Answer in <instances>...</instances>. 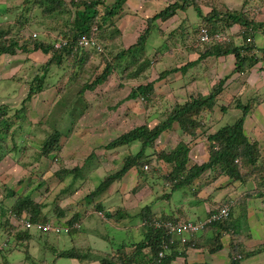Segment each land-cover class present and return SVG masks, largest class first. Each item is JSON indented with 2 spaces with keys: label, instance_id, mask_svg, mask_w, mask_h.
<instances>
[{
  "label": "trees",
  "instance_id": "trees-1",
  "mask_svg": "<svg viewBox=\"0 0 264 264\" xmlns=\"http://www.w3.org/2000/svg\"><path fill=\"white\" fill-rule=\"evenodd\" d=\"M114 1V5L106 11L102 9L105 6V0H23L20 5V14H14L13 19H15V22L13 21L11 24H8L3 20L2 22L0 21V55H15L17 52L28 54L30 52L40 51L46 58L43 65H41L38 70L34 71L30 78L25 79L23 76L19 77L28 83V91L25 98L21 101L20 107L13 108L5 104H0V159L6 149L7 153L11 152L15 155L21 154V156L28 150V148L24 149L26 145L24 133L18 132L16 135V131L12 133L9 131L15 117L20 121L28 120L26 114L30 112V106H27L26 103H33L38 93L55 86V77L60 71L63 72L62 76L68 74V86L78 83L77 79H79L80 73L84 71L87 64L90 63L98 53L101 55L102 51H98L95 48L81 47L77 43V39L82 35L92 37L96 40L104 37L103 29L108 26V22L112 19L111 17L121 12L125 2V0ZM219 1L220 0H168L164 8L160 9L159 12L151 17L146 18V27L139 33L135 43L115 53L110 60L106 61L101 73L95 75V77L90 80L84 81L80 84L79 89H77L78 87H73V90H68L72 91V94H70L71 101L70 103L64 102L63 107L58 109H65L62 114L58 112L52 113L51 109L49 110V112H51H48L49 114L47 112L43 114L44 118L48 114L44 121L48 125V132L45 134L43 141L36 147L37 150H34L36 161L45 160L50 158V156L55 160H59L58 155H61L63 148L59 142L61 137L64 136L66 139L70 140V136L73 133L72 128L77 124L76 121L83 116L87 107L91 106L87 103L83 105L84 107L82 109L79 108L76 104V98L79 99L80 96H83L85 91L94 90L100 83H103L108 78L113 70H123L124 68L120 65L121 62L133 65L135 62L137 63L139 61V57H141L140 60L144 57L143 54L147 59L144 58L145 60L140 62L136 70L137 72L133 73V75L136 76L138 74L140 76L141 74H146V68L149 64L153 63V65H155L161 61H158V55H156L153 61H150L145 54L147 41L151 34V29L154 27L153 23L156 20H160L161 24L159 25V29L163 31V26H165L166 22L171 23L173 20L177 19L180 21V17H182L183 23L178 25L181 29L179 34L180 38H186V32L182 30H186L189 26L197 31V34L194 35L190 43H184L187 48L190 49L192 47L196 50L198 53L197 61L191 63L190 60H188V62L182 66L164 68L153 81L139 83L131 87L126 97L127 100L139 99L148 102L152 99L155 100L153 104L159 105L161 99H157L153 96L154 82L165 79L170 73L185 70V68L199 61H203L206 58L212 57L217 59L222 56L232 55L234 58V68L232 72L224 76L222 80L214 85L207 95L198 93L193 98L183 103L172 104V108L168 107L167 104H169V102L165 101L161 103V108L155 106L156 108L151 112L155 113L154 115L163 114L164 116L167 110H169V113L165 119H160L152 128L148 127V122H145L142 125L129 127L110 138V140L103 145V152H101L102 155L108 158L111 153L106 150H116L119 147L130 145L133 142H139V149L134 153L123 156L121 159V167L101 179L92 192L95 196L107 189L109 190L115 181H120L121 178L133 168L142 175L143 179H147L149 174H154L152 156L148 152L154 144V141L164 131L170 130L174 126L179 128L184 138H194L197 129L201 125L198 119L199 116H201L202 113H207V111L213 108L214 104L217 102L218 95L222 93L224 89L223 84L225 80L230 77V74L237 73L238 76L236 79L241 80L245 78L244 74L253 66L264 61V46L260 47L254 41L255 32L264 31V21L255 18L258 11L257 9H259L260 5H249L246 6V8L242 5L243 7H241L240 10L234 8L226 9L222 12L219 11L217 7ZM262 4H264V0H262ZM190 6L195 9L201 18V21L197 25L190 24L187 21L188 16L186 15V10ZM201 6L207 7L208 10H202ZM71 8H74V10H71ZM37 9L42 10L45 16L38 17L36 13ZM64 13L65 16L62 17ZM183 15H186V17ZM9 16V18H11V15ZM50 16L59 19H52ZM45 19L53 23L51 26H45L48 29V36L50 38L46 36L47 38L43 39L38 32H29L30 24L33 25L36 22L48 23L47 20L44 21ZM187 22L188 26H185ZM235 25H238V27L234 30L233 27ZM202 27L207 28L211 34L217 32L228 36L229 40L200 42L198 40V35ZM116 31L117 30H113L111 34ZM230 31H235V38L232 34H229ZM51 32L52 36L49 34ZM33 33L35 34L33 35ZM58 36H62L66 39L67 44L61 46L59 49H55L54 42L58 39ZM169 38H172L174 40L173 43L177 44L178 41L175 40H178V37H176L175 34L171 33ZM111 52L113 51L111 50ZM127 56L128 59L125 60ZM76 65H78V69H75ZM53 73L54 75H52ZM15 74L14 78L18 76L19 72ZM130 76L129 74V77ZM60 88L63 89L64 87L62 86ZM261 102H264V94H259L255 98L249 99L245 104H241L239 101L237 102L236 106L240 107L242 111L240 116L237 117L233 123L226 124L207 136V143H205L207 145H204V149L207 151V157L203 163L199 164L192 162V164H190L191 159L189 151L195 139L185 141L182 138V141L172 148V150L160 151L156 157L157 161H162L165 164L171 165L170 171L164 175L163 184L172 185L170 192L160 196L163 199H169L172 193L177 189L195 185L200 181L199 177L206 171L215 174L212 178L226 175L229 183L234 181L246 182L250 180L257 184L255 190L264 188V155L260 152L261 146L258 141L250 140L243 130L245 116L255 104ZM34 108L35 106L33 109ZM75 109H77L78 113L75 112ZM78 109H81V111ZM111 109L116 110L115 107H111ZM224 109H226V106L224 108L221 107L222 111ZM116 112L119 113V111ZM11 116L14 118H11ZM151 117L152 115L149 113L147 119ZM65 121H68L69 124L67 125V130L61 128L64 124H67ZM40 123H42V121H38V124ZM27 126L25 132L28 135V130L32 129L31 122H28ZM18 127H21V125H18ZM8 131L10 135H7ZM8 136H10L11 139L10 146H7ZM97 156L98 153H96V150L90 151L84 158L83 165L72 168H60L55 171L54 176L62 182L65 181L69 175L74 174L73 180L70 182L73 184L74 180L80 175L79 173H82L86 165L91 163L93 159H96ZM70 158L73 159L74 156L71 155L69 159ZM25 166H28V164H25ZM145 166L146 168H144ZM145 170H149V173ZM216 173L218 175H216ZM71 184L63 189L62 193H66ZM42 185L43 182H40L37 184V187ZM75 189L76 185H74L73 191ZM7 193L8 196H11L16 192L12 189H8ZM22 193L10 206V216L17 217L25 213L28 214L32 222L47 220L44 214H42V209L44 207L43 203L33 201L29 195L30 193H27V195H22ZM252 194L253 193L249 191L246 194L243 193L235 197L233 200H221L217 203L215 208L207 212L205 217L213 214L224 205L230 206L228 215L205 224L200 231L202 232L201 235L195 232L189 236L186 242H182L179 237L168 233L163 226L157 228L155 222H163L166 220L177 221L180 219L188 220V217H183L181 214L175 212H162L158 215L151 211L149 204H146L137 214L141 220V233L137 241L130 242L129 245L121 243L117 249L113 248L111 252L103 253L99 257H96L98 253L91 248L83 249L75 246L68 249L52 248L54 258L76 259L80 264L96 260H98V264H172L177 257H183V259L186 260L187 246L193 249L197 248L201 252L203 248H207L210 254L219 251L224 246L222 235L227 234L230 237L228 248L229 264H241V261L245 257L264 251V244H259L254 248L251 247L253 249L246 250L247 246L245 240L248 238V235L238 229V220L236 221L233 212V208H238L243 212L240 207L245 204L246 198ZM89 197L91 196H86L87 199ZM97 208L102 209L103 207L101 204H98ZM61 210L60 214H62V212L64 213V210ZM5 212L4 210V213ZM116 212V215H119V212ZM105 213L108 217L115 215V213ZM77 216H79V214L75 213L74 216L70 218V222L76 220ZM119 217H121V215ZM9 222L10 220L5 221L6 224ZM7 235H14L15 239H22L25 241H30L32 239V234L29 229L23 230L20 228V230H18V226L15 225L10 226ZM165 244L168 245V250L164 249ZM180 244H184V250L182 251L179 248ZM8 251L10 252L11 250L8 249ZM160 251H164L162 257L158 255ZM38 264L48 263L45 260H41ZM182 264L189 263L183 261Z\"/></svg>",
  "mask_w": 264,
  "mask_h": 264
},
{
  "label": "rangeland",
  "instance_id": "rangeland-1",
  "mask_svg": "<svg viewBox=\"0 0 264 264\" xmlns=\"http://www.w3.org/2000/svg\"><path fill=\"white\" fill-rule=\"evenodd\" d=\"M22 1L23 0H0V21L2 22L3 20L8 24H11L13 21L15 22L13 17L14 14H20V5ZM106 1L107 4L110 5L112 0H105V2ZM243 1L244 0H220L217 7L219 11L223 12L229 7H231V9L240 8ZM246 1L254 6L256 4L260 5L259 9H257L258 11L255 18L258 19L264 17V7L261 6L262 0ZM167 3L168 0H147L143 3L147 5V7L143 9V13L149 18L159 12L160 9L164 8ZM71 10H74V8H71ZM36 13L38 17L45 16L40 9H37ZM122 14H120V17ZM9 15H11V18H9ZM186 15L195 25L201 21L200 16L191 6L186 10ZM64 16L65 13L62 17ZM51 17L52 19L55 18H53V16H50V18ZM181 19L182 17H180V21L177 19V23H172L170 26L169 22L165 23L166 29L163 26L164 38L161 39L162 29L156 28L157 32L152 30L147 41V50L145 54L148 56L150 55L148 58L149 60L153 61L156 55H158V52L150 51V49L160 48L162 51L163 45H165L164 52H166V50L171 52L170 56H166V59L159 61L155 65H153V63L149 64L146 68V74H141L140 76L138 74V76H134L133 73L137 72L136 70L139 67L140 62L147 59L144 54V57L141 60V57H139V61L137 63L135 62L133 65L123 62V70L119 72L113 70L108 78L103 83H100L94 90L85 91L83 96H80L79 99L76 98V104L79 108L82 109L84 107L83 105H86L87 103L91 106L87 107L83 116L76 121V126L72 128L76 136L71 134L70 140L66 139L64 136L61 137L59 142L63 148L61 155H58L59 160H55L50 156V158L45 160L36 161L34 150H37L36 147L39 146L43 141L45 134L48 132V125L44 121L51 112H49L50 109L52 110V113L58 112L62 114L65 109H58L63 107L64 102L70 103L71 101L70 94H72V91L68 90H73V87H78L77 89H79L80 84L84 81L90 80L95 77V75L101 73L106 61L110 60L115 53L120 51L112 44L122 42L121 37L118 34H115L113 40L110 38V31L114 28L112 19L108 22V26L103 29L104 37L98 39V43L101 47V50L98 51H102L101 55L98 53V55H95L93 60L87 64L84 71L80 73L79 79H77L78 83L68 86L69 78H67V76H62L63 72L60 71L58 75L55 74L56 88L59 87L58 93L56 88L52 86L48 88V90L46 89L45 91L38 93L35 96L33 103H26L27 106H30L31 111L26 114L28 117L27 121H20L16 119V117L14 118L11 116V118H14L15 120L9 131L11 133L16 131V135L18 132H23L26 139L24 149L28 148V150L21 156V154L15 155L11 152L7 153L6 149L0 159V243L3 245V248L0 250V264H38L41 260H45L48 264H76L78 263L77 261L67 258L55 259L52 251V248L68 249L72 247L74 245L72 240L77 236L76 234H73L75 232H84L82 234L87 233L91 236L88 238L89 246L101 249L98 250V253L100 254H97L96 257L101 256L104 252L108 253L113 248L117 249L121 243L129 245L130 242L137 241L140 236V234L138 236V231L133 228L132 224L135 222L137 223L138 220L132 219L133 217L139 218L137 214L146 204L150 205L151 211L154 210L157 212L159 210L160 212H165L176 208L177 212L183 217L189 216L188 218L192 221L202 220H197V218L204 211H202V208L205 202L200 200V197L205 196L206 192L202 191L200 194H196V189L193 191V189H189L191 187L189 186L177 189L172 193V196L169 199H163L161 196L164 193L170 192L172 188V185L170 184H163L164 175L170 171L171 165L165 164L162 161L158 162L156 157L160 151L172 150V148L182 141V138L185 141L195 139V142H192L194 144L196 142L207 143L208 135L214 133L217 129L226 124L233 123L242 112L240 107L236 106L238 101L241 104H245L249 99L255 98L256 95L264 94V84L261 89L257 90L247 79L253 67L244 74L245 78L241 80L236 79L238 76L237 73L230 74V77L225 80L223 84L224 89L222 93L218 95L217 104L215 103L210 111H207L205 114L202 113L201 116H199L198 119L200 120L201 125L197 129L194 138H184L179 128L174 126L172 129L164 131L154 141V144L148 150L149 154L152 156L151 159L154 168L153 172H155L154 174H149L147 179H143L142 175H140L135 169H132L124 175L120 181H115L109 190L107 189L106 192H101L102 194L99 193L101 195L94 196L92 192L101 179L121 167V159L123 156L134 153L139 149V142H133L130 145L122 146L113 150L108 158L102 155L101 152H103V145H105L110 138L129 127L142 125L145 122H148V127L152 128L160 119H165L169 113V110H167L164 116L163 114L154 115L155 113L151 112L156 108L155 106L161 108V103H164L165 101L169 102L167 106L172 108V104L183 103L190 100L198 93L207 95L214 85L222 80L224 76L232 72L234 68L232 61L231 63L228 61L219 63L206 58L203 61H199L196 64L185 68V70L170 73L165 79L154 82L153 96L157 99H161L159 105L153 104L155 100L152 99L148 102L139 99L127 100L126 97L128 96L131 87L138 85L139 83L153 81L158 73L164 68H171L173 66L179 67L187 63L188 60H190L191 63L197 61L198 53L196 50L188 45L191 47L189 49L184 44L185 42L190 43L193 40L194 35L197 34V31L189 26L186 30H182L186 32V38H180L179 34L181 29L178 25L183 23V19ZM46 20L47 19L44 21ZM47 22L48 23L36 22L33 25L30 24L29 32H38L43 39L49 37L48 29L45 26H51L53 23H50V20H47ZM153 24L156 26L155 22ZM185 26H188V22ZM145 27L146 24L144 23V25L142 24L138 29H140L141 32ZM170 32L178 37V40H175L178 41L177 44L173 43L174 40L172 38H169V35H171ZM234 32L235 31L228 33L234 36ZM49 34L52 36V32ZM111 50L113 52H111ZM8 58L7 54H1L0 56V104L15 108L20 107L21 101L25 98L28 91V83L20 78L12 79L10 78V75L17 69H20L21 75H23L25 79L30 78L34 71H36V67L40 66L35 67L33 65L44 60L45 55L38 51L30 52L26 55L22 52H17V54L10 57V60H8ZM4 59H7L9 65L8 68L5 67ZM127 59L128 56L125 60ZM75 69H78V65L75 66ZM129 74L131 75L130 77ZM52 75H54V73ZM62 86L64 87L63 89L60 88ZM218 101L225 103L226 109L222 111L220 106L218 110L216 108V105L219 107L220 104ZM33 105L35 106L34 110ZM111 107H115L116 110H112ZM81 109L78 110L81 111ZM116 111H119V113ZM46 112L49 113L44 118L43 114ZM75 112L78 113L77 109H75ZM149 113L152 117L147 119ZM38 121H42V123L38 124ZM28 122H31L32 129L28 130L29 133L27 135L25 131L28 127ZM65 122L67 124H64V127L62 126L61 128L67 130V125L69 124L68 121ZM18 125H21V127H18ZM9 131L7 135H10ZM10 141V136H8L7 146H10ZM94 150H96L98 156L96 159H93L91 163L86 165L85 169L82 173H79L80 175L74 180L73 184L70 182L73 180L74 174L69 175V177L62 182L54 176L55 171L60 168H72L74 166L79 167V164L83 165L84 158L90 153V151ZM71 155L74 156V159H69ZM206 155L207 151L203 148V145L202 153L196 152L194 147V150L191 152L189 151L191 159L190 164L195 161H197L195 163H203L206 160ZM25 164H28V166H25ZM149 170L145 171L149 173ZM216 175L218 174L216 173ZM224 176L225 175L216 176V178H218L217 182ZM40 182H43V185L37 187V184ZM231 183L232 185L229 190H232L233 186H235V182ZM70 184L71 186H69L70 188L67 192L62 193V190ZM74 185H76V189L73 191ZM8 189H12L16 193L8 196ZM119 192H127L131 194V204L129 205V208H127V212L129 210L128 213L123 212L124 208L122 207L119 211V215H116L112 208L113 206H117L118 200L114 204L111 202L113 197H121L123 195V193ZM21 193L22 195L30 193L29 195L33 201L43 203L44 207L42 209V214H44V217L51 222H60L64 219L72 218L74 214H66V211L70 210V205L75 206L80 210L75 213L79 214V216L76 217V221L81 223V228L73 233L71 232V234L57 233L53 230H50L49 233L41 234L36 229L31 228L30 233L32 234V239L30 241L15 239L14 235H7L10 226L14 225V223L11 222L9 209L11 204H13L12 202L15 201ZM87 195H90L91 197L87 199ZM216 198L217 194L214 195V197H211L212 200H215ZM97 199H99L100 202L95 201ZM102 202L104 204V206L101 205L103 208L98 209L97 205L102 204ZM61 209L64 210V213L62 212V214H60ZM234 209L235 208H233V212ZM4 210L6 211L5 213ZM94 210H100L102 214L109 211L115 213V215L111 217L106 215L102 216L95 213ZM124 213L130 217L127 216L126 219H123L125 218ZM120 215L121 217H119ZM7 219L10 220V222L6 224L5 221H8ZM117 219L119 220L118 222H116ZM124 224L128 225L124 227ZM197 234H199V231ZM188 236H190V232L185 231L183 237L188 238ZM249 241L250 240H247V243ZM8 249L11 251L9 252ZM221 258L222 259L218 264H223L228 260L227 257ZM97 262L98 260L91 261L90 264H98Z\"/></svg>",
  "mask_w": 264,
  "mask_h": 264
},
{
  "label": "crops",
  "instance_id": "crops-1",
  "mask_svg": "<svg viewBox=\"0 0 264 264\" xmlns=\"http://www.w3.org/2000/svg\"><path fill=\"white\" fill-rule=\"evenodd\" d=\"M113 1L114 0L111 1V4ZM146 1L147 0H125V2L123 4V9L121 10L120 13L116 14V16H117V15H120L123 13V16L118 17L115 21V25L120 31V33L118 35L121 37V41H122V42H117V44H115L116 47H127L131 43H133L136 40V38L138 37V35H139L138 31H137L138 28L141 27L142 24L144 25V23H146V19H145L146 14L143 13L144 12L143 9L145 7H147V5L143 4ZM244 1H245V3H244ZM244 1H243V4H241V6L243 5V6H245V8H246V6L253 5L251 3H247L246 0H244ZM234 4H237V3H234ZM241 6H240V8H241ZM261 6L264 7V4H261ZM201 8L204 11L208 10L207 7L201 6ZM240 8H236V9H240ZM228 9H231V7H229ZM183 16L186 17V15H183ZM263 16H264V13H263ZM258 20L264 21V17L258 18ZM158 21L159 20L156 21L157 22V27L155 26L156 28H159V25L161 24V21H159V22ZM187 21L190 24L191 23L193 24V22L189 19V17H188ZM172 23H177V22H176V20H173L171 23H169V26ZM197 24L198 23H196V25ZM237 27H238V25H235L233 27L234 30ZM164 28H165V26H164ZM162 33H163V31H162ZM162 33H161V35H162L161 39L164 38V33L163 34ZM254 41L256 42V44L258 46L263 47L264 46V31L255 32ZM164 48H165V45L162 47V51H161V49L158 50L159 51L158 52V57H159L158 61L166 59V56H170V54H171V52L169 50H166V52H164ZM210 59H212L214 62L217 61L219 63H223V62H227V61L231 63V61H232V65H234V58L232 55H226L224 57H219L217 59L210 57L209 60ZM4 60H5V67L8 68L9 65L7 63V59H4ZM247 79L251 84H253L256 87L257 90L261 89L262 85L264 84V61L259 62L255 66H253V68L250 71V74L248 75ZM218 102H220V101H218ZM216 104H217V102H216ZM224 105L226 106L225 103L220 102L219 107H217V105H216V108L219 110L220 106L224 108L225 107ZM217 127H218V125H217ZM217 127H216V129H217ZM243 130H244L245 135L250 140L258 141V143L261 146L260 152L262 153V155H264V150H263V148H264V102L258 104L256 107H254V109L250 110L247 113V116H246V118L244 120V124H243ZM193 145L191 146L190 152L192 150H194V147H195L196 152L202 153V145L204 148L205 143H203V142L197 143L196 142ZM206 157H207V155H206ZM195 162H197V161H195ZM212 176H215V174L210 172V171L204 172L201 175V177L199 178L200 181H198L195 185H192L189 188V189H193V191H194V189H196V194H198V193L200 194L202 191L206 192L205 196L200 195L201 196L200 200H203V202H205V204L202 203L203 204L202 211L203 210L204 211L197 218V220L203 219L207 215L208 210L215 208L217 206V203H219L221 200H226V199L233 200L235 197L242 195L243 193L246 194L247 192L250 191L253 194L251 196L247 197L245 204L240 207L243 212H241L238 208H235L234 209V215L236 217V221L238 220V224H239L238 229L241 232H243L244 234L248 235V238H246V240H245V243L247 246L246 250L253 249L254 247L258 246L259 244L263 245L264 244V188H262L260 190L259 189L255 190L257 184L255 182H252L249 180L246 182L234 181L235 186H233L232 190H229L232 183L228 182V177L226 175L221 180H219L218 182H217L218 178L214 179V178H212ZM227 183H229V184H227ZM119 193H123V192H119ZM216 194H217V198L215 200H212L211 197H214V195H216ZM119 197L120 196L113 197L111 203L114 204L118 200L117 201L118 204L116 207L113 206L112 209L114 211L119 212L120 209L123 207L124 208L123 212H127V208H129V205L131 204L130 203L131 194L125 192V193H123V195L120 198ZM132 199H133V197H132ZM69 208H70V210H67L66 214H68V213L74 214L75 212L80 211L78 208H76L73 205H70ZM158 211L155 212L154 210H152V212L157 213V214L162 213V212H160V211L158 212ZM128 212H129V210H128ZM168 212L169 213L175 212L178 214L176 208L174 210H171V211H169V210L165 211L164 213H168ZM127 216L130 217L129 215L125 214V218H123V219H126ZM135 219L138 220L137 223L135 222L132 224H133V228L138 231V236H139V234L141 232L140 231L141 230V228H140L141 220H140V218H136V217L135 218L133 217L132 220H135ZM119 220H120V218H119ZM119 220L117 219L116 222H118ZM132 220H130V221H132ZM127 225L128 224H124L123 226L126 227ZM82 233H84V232H82ZM82 233H80V232L73 233V234H76L77 236L75 237L74 240H72L74 243V245L72 247L75 246V247L83 248V249L91 248L93 251L98 253L99 252L98 250H101V249L89 246L88 238L91 236L87 233H85L86 235L82 234ZM201 233L202 232H199L200 235H201ZM222 240H223V244H224L223 248L220 249L219 251H217L215 253H211V254H210V252H208L207 248H203L202 252H201L197 248L193 249L192 247L187 246L186 247V251H187L186 260H184L183 257H177L172 262V264H182L183 261H187L189 264H201V263L202 264H218L219 261H221V259H222L221 257H227L228 260L223 264H229L228 248H229V243H230V237L227 234H224V235H222ZM247 240H250V241L247 243ZM103 245H104V243H103ZM251 247H253V248H251ZM179 248L181 251L184 250L182 244H180ZM105 251H107V250H105ZM111 251H109V252H111ZM104 253H107V252H104ZM262 253H264V251H262L258 254L252 255V256L245 257L241 261V264H264V254H262ZM98 254H100V253H98ZM67 259H71V258H67ZM71 260H75L78 262L76 264H80L79 261L76 259H71ZM69 264H72V263H69ZM85 264H90V262L85 263Z\"/></svg>",
  "mask_w": 264,
  "mask_h": 264
},
{
  "label": "built area",
  "instance_id": "built-area-1",
  "mask_svg": "<svg viewBox=\"0 0 264 264\" xmlns=\"http://www.w3.org/2000/svg\"><path fill=\"white\" fill-rule=\"evenodd\" d=\"M198 39L201 42H208L210 40H215V41L226 40V41H228L229 37L222 35L221 33H217V32L211 34L207 28L202 27ZM61 41H63V40H61ZM63 42H65V41H63ZM80 43L87 44L88 42H87V39H85ZM229 209H230L229 205H224L223 207L218 209L213 214H210L203 221L195 222V221H192L189 219L188 220H181L180 219L177 221H170V220L167 221L166 220L163 222L156 221L155 226L157 228H160L163 226L167 230L168 233H171L172 235L179 237V239L182 242H186V241H188V238L183 237V233H185V231H189L190 236H191L193 233L201 230L205 224H207V223H209L215 219L226 217L228 215ZM17 222L20 225H22L24 228H34V229L40 230V231H50V230H55V231L65 230V231H67L70 229V227L66 226V225H64V226H53L48 221H46V222H40L39 221V222L33 223L29 220V218H24V217L19 218L17 220ZM78 226H79L78 223H75L72 225V227H78ZM164 247H165V249H167L168 245L165 244ZM163 252L164 251H160L158 253L159 257L163 256Z\"/></svg>",
  "mask_w": 264,
  "mask_h": 264
},
{
  "label": "clouds",
  "instance_id": "clouds-1",
  "mask_svg": "<svg viewBox=\"0 0 264 264\" xmlns=\"http://www.w3.org/2000/svg\"><path fill=\"white\" fill-rule=\"evenodd\" d=\"M114 2L115 1H113L112 2V4H110V5H108L107 4V1L105 2V6L102 8V9H104V10H109L113 5H114ZM107 4V5H106ZM122 16H123V14H122ZM118 17H120V15H115V16H113V17H111L112 18V22L114 23V28H113V30H117L116 32H113V34H111L110 36V38L113 40V36L115 35V34H119L120 33V31H119V29L116 27V25H115V21H116V19L118 18ZM157 21V20H156ZM155 21V23H156V27H157V22ZM160 21V20H159ZM158 21V22H159ZM146 24V23H145ZM111 26V25H110ZM113 27V26H112ZM156 27H155V25H154V27L151 29V31L152 30H155L156 31ZM112 30V31H113ZM112 31H110V33L112 32ZM157 32V31H156ZM230 32H233V31H230ZM140 33V29H138V34ZM35 33H33V35H34ZM150 37V36H149ZM198 37H199V35H198ZM85 39H87V44H83V43H80V42H82L83 40H85ZM137 39V38H136ZM61 40H63V41H65V42H63V41H61ZM199 40V39H198ZM136 41V40H135ZM135 41L133 42V43H135ZM201 42V41H200ZM77 43L81 46V47H83V48H95L96 50H101V47H100V44L98 43V40H96V39H94V38H92V37H88V36H86V35H82V36H80V38H78L77 39ZM133 43H131V44H133ZM67 44V41H66V39H64L62 36H58V39L54 42V48L55 49H59V48H61V46H64V45H66ZM114 47H116L115 46V43H113L112 44ZM147 46V45H146ZM164 46V45H163ZM116 48H118L119 50H121L122 48H127V47H116ZM160 48H155V49H150V51H157L158 52V50H159ZM146 50H147V47H146ZM38 52H40V51H38ZM41 53V52H40ZM25 55H26V53H24ZM29 54V53H28ZM42 54V53H41ZM1 56V55H0ZM7 56L9 57L8 58V60H10V57H12V56H14V55H10V54H7ZM148 56V55H147ZM148 58H149V56H148ZM46 61V58L44 59V60H42L41 62H37V63H35L33 66H39V67H36V70H38L40 67H41V65H43V63ZM151 61V60H150ZM123 62H121L120 63V65L122 66V68H124L123 67ZM115 71H117V70H115ZM19 72V74H18V76L17 77H15L14 78V75H16L15 73H18ZM117 72H119V71H117ZM20 75H21V71H20V69H17L14 73H12L11 75H10V78H14V79H19V77H20ZM68 74H65V76H67ZM23 75H21V77H22ZM21 80H23L22 78H20ZM56 79V78H55ZM56 86L57 85H55V86H53V87H55L56 88ZM48 90V89H47ZM58 90H59V87L58 88H56V91H57V93H58ZM45 91V90H44ZM50 92V91H49ZM262 103V102H261ZM260 104V103H259ZM258 104H255V106H257ZM254 106V107H255ZM253 107V108H254ZM252 108V109H253ZM35 109V108H34ZM33 109V110H34ZM251 109V110H252ZM31 112V111H30ZM244 124V123H243ZM72 134H74V130H73V133ZM75 136H76V134H74ZM71 137V136H70ZM126 146V145H125ZM120 148V147H119ZM107 151V150H106ZM112 151H113V149H110V150H108V152H110V153H112ZM74 159V158H73ZM79 164V163H78ZM79 166H80V164H79ZM65 167V166H64ZM75 167V166H74ZM67 168V167H66ZM145 168H146V166H145ZM133 169H135V168H133ZM132 170V169H131ZM136 170V169H135ZM137 171V170H136ZM95 188H96V186H95ZM94 188V189H95ZM106 192V191H105ZM102 194V193H101ZM101 194H98V195H96V196H99V195H101ZM95 201H97V202H100V200L99 199H97V200H95ZM14 202V201H13ZM12 202V203H13ZM12 205V204H11ZM102 206H104V204H103V202H102V204H101ZM105 208H109V207H105ZM230 210V209H229ZM95 211V213H97L98 215H102V216H105L106 215V213L104 212V214H102L101 213V211L100 210H94ZM209 211V210H208ZM106 212H109V211H106ZM109 213H112V212H109ZM115 213H117L116 211H115ZM75 214V213H74ZM159 215V214H158ZM107 216V215H106ZM21 217H24V218H29L28 217V214H25V213H23L21 216H17V217H13V216H11V222H13L14 223V225L15 226H18V229L20 230V228L21 229H23V230H25V229H31V228H24L22 225H20L18 222H17V220L19 219V218H21ZM207 217H205L204 219H206ZM204 219H202L201 221H203ZM30 220V219H29ZM190 220V219H189ZM46 222V221H48V222H50L51 223V225H53V226H64V225H66V226H69L70 227V229L69 230H67V231H65V230H61V231H55V230H53V231H55V232H57V233H63V234H71V232L73 233L74 231H76V230H79L80 228H81V223L79 222V221H76V220H74V221H71L70 222V218H67V219H64V220H62V221H60V222H51V221H49V220H38V221H36V222ZM199 221V220H198ZM198 221H196V222H198ZM32 222V221H31ZM36 222H33V223H36ZM75 223H78V227H72V225L73 224H75ZM141 225V224H140ZM202 230V229H201ZM201 230H199V232L201 231ZM37 231H39L41 234L42 233H49V231H40V230H37ZM11 236V235H10ZM9 237V236H8ZM189 237V236H188ZM7 241V240H6ZM3 243H6V242H3ZM1 244V243H0ZM182 245H184V244H182ZM180 246V245H179ZM3 248V245L1 244L0 245V250ZM58 249V248H57ZM165 249V248H164ZM169 248H167V249H165V250H168Z\"/></svg>",
  "mask_w": 264,
  "mask_h": 264
}]
</instances>
